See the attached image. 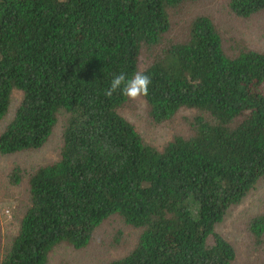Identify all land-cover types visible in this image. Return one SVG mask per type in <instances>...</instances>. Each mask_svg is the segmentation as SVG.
Masks as SVG:
<instances>
[{
  "label": "trees",
  "instance_id": "1",
  "mask_svg": "<svg viewBox=\"0 0 264 264\" xmlns=\"http://www.w3.org/2000/svg\"><path fill=\"white\" fill-rule=\"evenodd\" d=\"M181 1L0 0V118L20 92L0 153L40 146L64 113L58 156L29 173L28 203L0 264H45L61 241L82 247L113 212L140 231L103 264H232L234 247L215 224L264 173V52L227 55L198 14L183 39L137 69L140 48L159 43L167 7ZM228 6L248 16L264 0ZM137 71L151 78L142 97L154 121L180 107L200 111L191 133L156 147L119 112L127 97L105 96L113 74ZM249 228L264 231V196Z\"/></svg>",
  "mask_w": 264,
  "mask_h": 264
},
{
  "label": "rangeland",
  "instance_id": "2",
  "mask_svg": "<svg viewBox=\"0 0 264 264\" xmlns=\"http://www.w3.org/2000/svg\"><path fill=\"white\" fill-rule=\"evenodd\" d=\"M229 0H183L167 7L168 29L159 43L142 46L138 54L137 69L149 63L169 40L184 38L189 22L198 14L208 16L220 33L223 51L233 55L246 48L264 52V8L248 16L234 14ZM262 87L264 88V82ZM20 97L13 89L8 109L0 118V130L11 117ZM139 130L145 141L159 147L173 135L191 133L193 115L200 113L195 108L180 107L162 121H154L148 113L143 97L131 100L128 97L118 108ZM64 120L62 110L56 112V120L45 141L36 148L0 153V258L4 247L16 232L18 220L28 203L27 178L37 166L55 160L61 145V128ZM17 168L18 181L10 180V172ZM264 196V173L247 190L242 199L229 206L215 229L234 247L232 264H260L264 261V231L256 236L249 228L252 217L262 207ZM139 227L124 221L113 212L104 217L91 231L87 243L73 247L61 241L47 253L45 264H103L124 254L136 241Z\"/></svg>",
  "mask_w": 264,
  "mask_h": 264
},
{
  "label": "clouds",
  "instance_id": "3",
  "mask_svg": "<svg viewBox=\"0 0 264 264\" xmlns=\"http://www.w3.org/2000/svg\"><path fill=\"white\" fill-rule=\"evenodd\" d=\"M151 78L144 71H137L131 77L125 73L113 74L109 87L104 94L111 97L119 90V93L131 100H136L142 96H147Z\"/></svg>",
  "mask_w": 264,
  "mask_h": 264
}]
</instances>
